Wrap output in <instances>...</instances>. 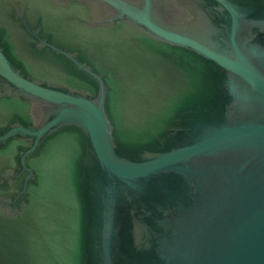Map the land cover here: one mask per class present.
Here are the masks:
<instances>
[{
	"label": "water",
	"instance_id": "95a60500",
	"mask_svg": "<svg viewBox=\"0 0 264 264\" xmlns=\"http://www.w3.org/2000/svg\"><path fill=\"white\" fill-rule=\"evenodd\" d=\"M0 264H264V0H0Z\"/></svg>",
	"mask_w": 264,
	"mask_h": 264
},
{
	"label": "flooded vegetation",
	"instance_id": "af4514ba",
	"mask_svg": "<svg viewBox=\"0 0 264 264\" xmlns=\"http://www.w3.org/2000/svg\"><path fill=\"white\" fill-rule=\"evenodd\" d=\"M30 9V8H28ZM77 27L78 29L80 30H84L85 29H88L89 31H93L94 30V27L90 26L86 21L85 22H82V21H79L77 22ZM53 46H57L55 43H53L52 41L50 42L49 41V38L48 37H45V38H40L39 41L36 42L35 44V47H40L42 49H54L52 48Z\"/></svg>",
	"mask_w": 264,
	"mask_h": 264
}]
</instances>
